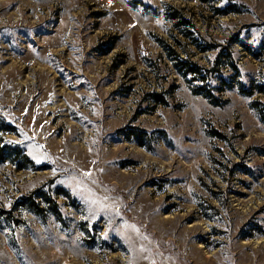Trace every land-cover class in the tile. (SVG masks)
<instances>
[{
	"label": "rangeland",
	"instance_id": "374dc122",
	"mask_svg": "<svg viewBox=\"0 0 264 264\" xmlns=\"http://www.w3.org/2000/svg\"><path fill=\"white\" fill-rule=\"evenodd\" d=\"M0 264H264V0H0Z\"/></svg>",
	"mask_w": 264,
	"mask_h": 264
},
{
	"label": "trees",
	"instance_id": "16d2710c",
	"mask_svg": "<svg viewBox=\"0 0 264 264\" xmlns=\"http://www.w3.org/2000/svg\"><path fill=\"white\" fill-rule=\"evenodd\" d=\"M206 1V0H203ZM180 66H182V68H186L187 70H185V72H183V75L190 74V75H194L195 76H199L198 81H205L204 75L202 74L204 73H208L207 70H203L202 68L198 67L196 64L192 63V62H188L186 60L180 59ZM207 71V72H206ZM204 90V89H203ZM209 99L212 98V96L210 95L209 92H205L204 93ZM213 100V99H212ZM215 101V100H214ZM215 103V102H213Z\"/></svg>",
	"mask_w": 264,
	"mask_h": 264
}]
</instances>
